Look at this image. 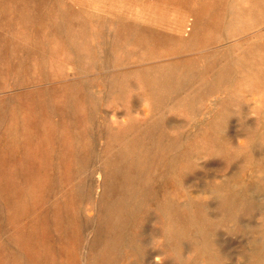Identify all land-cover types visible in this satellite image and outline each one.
Instances as JSON below:
<instances>
[{
	"label": "rangeland",
	"instance_id": "rangeland-1",
	"mask_svg": "<svg viewBox=\"0 0 264 264\" xmlns=\"http://www.w3.org/2000/svg\"><path fill=\"white\" fill-rule=\"evenodd\" d=\"M0 264H264V0H0Z\"/></svg>",
	"mask_w": 264,
	"mask_h": 264
},
{
	"label": "bare ground",
	"instance_id": "bare-ground-1",
	"mask_svg": "<svg viewBox=\"0 0 264 264\" xmlns=\"http://www.w3.org/2000/svg\"><path fill=\"white\" fill-rule=\"evenodd\" d=\"M162 6H163V5H162ZM92 12H93V11H92ZM110 13H111V12H110ZM64 32H65V31H64ZM197 37H198V36H197ZM98 52H99V51H98ZM151 56H152V55H151ZM98 58H99V56H98ZM124 59H125V58H124ZM154 60H155V59H154ZM80 63H81V62H80ZM205 63H206V62H205ZM203 65H205V64L203 63ZM248 65H249V64H248ZM206 66H207V65H206ZM213 66H214V65H213ZM249 66H250V65H249ZM96 67H97V66H96ZM175 67H176V66H175ZM177 67H178V66H177ZM165 68H166V67H165ZM165 68H164V70H165ZM172 68H173V67H172ZM185 68H186V67H185ZM81 69H82V68H81ZM202 69H203V68H202ZM206 69H207V68H206ZM208 69H209V68H208ZM252 69H253V68H252ZM82 70H83V69H82ZM150 70H151V69H150ZM167 70L169 71V69H167ZM203 70H204V69H203ZM210 70H211V69H210ZM220 70H221V69H220ZM250 70H251V69H250ZM90 71H91V70H90ZM165 71H166V70H165ZM208 71H209V70H208ZM211 71H214V69L211 70ZM222 71H223V70H222ZM222 71H221V72H222ZM253 71L255 72V70H253ZM169 72H170V71H169ZM188 72H189V70H188ZM188 72H187V73H188ZM191 72H192V71H191ZM200 72H201V71H200ZM209 72H210V71H209ZM175 73H176V72H175ZM187 73H186V75H187ZM189 73H190V72H189ZM210 73H211V72H210ZM165 74H166V73H165ZM170 74H171V73H170ZM192 74H193V73H192ZM168 75H169V73H168ZM171 75H172V74H171ZM188 75H189V74H188ZM194 75H195V74H194ZM197 75H198V74H197ZM45 76H46V75H45ZM183 76H184V75H183ZM213 76H214V75H213ZM219 76H220V75H219ZM149 77H150V76H149ZM168 77H169V76H168ZM170 77H171V76H170ZM198 77H199V76H198ZM194 78H195V77H194ZM205 78H206V77H205ZM117 79H118V78H117ZM163 79H164V78H163ZM164 80H165V79H164ZM166 80H167V79H166ZM166 80H165V81H166ZM189 80H190V79H189ZM191 80H192V79H191ZM193 80H195V79H193ZM193 80H192V81H193ZM216 80H218V79L216 78ZM48 81H49V80H48ZM162 81H163V80H162ZM162 81H161V82H162ZM165 81H164V83H165ZM169 81H171V80H169ZM177 81H178V80H177ZM181 81H182V80H181ZM192 81H191V82H192ZM151 82H152V81H151ZM183 82H184V80H183ZM203 82H205V81H203ZM173 83H174V82H173ZM175 83H176V82H175ZM178 83H179V82H178ZM186 83H188V82H186ZM198 83H199V82H198ZM207 83H209V81H206V85H207ZM222 83H223V82H222ZM160 84H161V83H160ZM165 84H167V83H165ZM180 84H181V83H180ZM183 84H184V83H183ZM188 84H189V83H188ZM188 84H185V85H188ZM190 84H193V83H190ZM200 84H201V82L199 83V85H200ZM204 84H205V83H204ZM168 85H169V84H168ZM206 85H205V88H206ZM163 86H164V85H163ZM163 86H162V87H163ZM169 86H170V85H169ZM174 86H175V85H174ZM176 86H177V85H176ZM207 86H209V85H207ZM159 87H160V86H159ZM179 87H180V85H179ZM188 87H189V86H188ZM197 87H198V86H197ZM201 87H202V85H201ZM201 87H199V89L196 88V89H197V92H198V90L201 89ZM222 87H223V86H222ZM157 88H158V85H157ZM160 88H161V87H160ZM165 88H167V86H166ZM177 88H178V87H177ZM181 88H182V85H181ZM191 88H192V87H191ZM216 88H217V86H216ZM169 89H170V88H169ZM196 89H195V90H196ZM159 90H160V89H159ZM176 90H177V89H176ZM178 90H179V88H178ZM192 90H193V89H192ZM192 90H191V91H192ZM195 90H194V91H195ZM216 90H217V89H216ZM176 92H177V91H176ZM186 92H187V91H186ZM186 92H184V93H186ZM188 92H189V91H188ZM195 92H196V91H195ZM213 92H214V91H213ZM165 93H166V92H165ZM167 93H168V92H167ZM189 93H190V92H189ZM193 93H194V92H193ZM199 93H200V92H199ZM209 93H210V92H209ZM180 94H181V93H180ZM187 95H188V93H187ZM190 95H191V96H189V97H192V94H190ZM195 95H196V94H195ZM198 95H199V94H198ZM198 95H197V96H198ZM215 96H216V95H215ZM92 97H93V96H92ZM181 97H182V96H181ZM184 98H185V97H184ZM193 98H195V97H193ZM196 98H197V97H196ZM211 98H212V97H211ZM208 99H209V98H208ZM88 100H89V99H88ZM180 100H181V99L179 98L178 101H180ZM191 100H193V99H191ZM197 100H198V99H197ZM209 100H210V99H209ZM100 101H102V100H100ZM178 101H176V103H177ZM188 101H189V100H188ZM193 101H194V100H193ZM210 101H211V100H210ZM215 101H216V100H215ZM183 102H184V100H183ZM189 102H190V101H189ZM196 102H197V101H196ZM196 102H195V103H196ZM216 102H217V101H216ZM216 102H215V103H216ZM174 103H175V102H174ZM176 103H175V104H176ZM195 103H194V104H195ZM212 103H213V102H212ZM215 103H214V104H215ZM210 106H211V105H210ZM187 107H188V106H187ZM213 107H215V106H213ZM209 108H210V107H209ZM214 109H215V108H214ZM216 109H217V108H216ZM216 109H215V110H216ZM207 110H208V109H207ZM220 111H221V110H220ZM220 111H219V113H220ZM209 112H210V111H209ZM205 113H206V111L204 112V114H205ZM216 113H217V112H216ZM210 114H211V113H210ZM221 114H222V112H221ZM221 114H220V115H221ZM220 115H219V116H220ZM208 116H209V115H208ZM222 116H223V115H222ZM210 117H211V116H210ZM213 117H214V115H213ZM217 117H218V116H217ZM217 117H215V120H216ZM223 117H224V116H223ZM88 118H89V117H88ZM207 119H208V118H207ZM217 119H218V118H217ZM221 119H222V118H221ZM221 119H220V121H221ZM211 121H213V126H214V124H215V123H214V120H211ZM220 121H218V122H220ZM209 122H210V121H209ZM221 122H222V121H221ZM209 124H210V123H209ZM223 124H224V123H223ZM147 126H149V124H148ZM104 127H105V126H104ZM151 127H152V125H151ZM152 128H153V127H152ZM155 128H156V127H155ZM155 128H154V129H155ZM212 128H213V127H212ZM223 128H224V126H223ZM147 129H148V128H147ZM208 130H210V129H208ZM147 131H148V130H147ZM220 131H221V130H220ZM220 131H219V132H220ZM220 133H221V132H220ZM215 134H216V133H215ZM218 134H219V133H218ZM218 134H217V135H218ZM220 136H221V135H220ZM213 137H214V136H213ZM217 137H218V136H217ZM217 137H216V138H217ZM214 138H215V137H214ZM216 138H215V139H216ZM219 138H220V137H219ZM217 139H218V138H217ZM155 140H156V139H155ZM155 140H154V141H155ZM219 140H220V139H219ZM163 141H164V140H163ZM157 142H158V141H157ZM174 142H175V141H174ZM220 142H221V141H220ZM222 142H223V141H222ZM222 142H221V143H222ZM155 143H156V142H155ZM159 143L161 144V142H159ZM175 143H176V142H175ZM153 145H154V144H153ZM167 145H168V144H167ZM175 145H176V144H175ZM217 145H218V144H217ZM160 146H161V145H160ZM218 146H220V145H218ZM158 147H159V146H158ZM168 147H171V145L168 146ZM156 149H157V148H156ZM156 149H155V150H156ZM163 149H164V148H163ZM168 149H169V148H168ZM168 149H166V150H168ZM170 149H171V148H170ZM164 150H165V149H164ZM166 150H165V151H166ZM171 150H172V149H171ZM173 150H174V149H173ZM175 150H176V149H175ZM157 151H159V149H157ZM160 151H161V150H160ZM168 151H169V150H168ZM141 152H142V151H141ZM161 152H162V151H161ZM189 152H190V151H189ZM142 153H144V152H142ZM145 153H146V152H145ZM147 153H149V152H147ZM158 153H160V152H158ZM150 154H151V153H150ZM153 154H155V153H153ZM179 154H180V153H179ZM177 155H178V154H177ZM148 156H149V154H148ZM167 156H168V155H167ZM176 157H177V156H176ZM183 157L185 158L186 156H183ZM242 157H243V156H242ZM181 158H182V157H181ZM186 159H187V158H186ZM182 160H183V159H182ZM187 160H188V159H187ZM187 160H185V161H187ZM109 161H110V160H109ZM188 161H189V160H188ZM180 162H181V161H180ZM113 163H114V162H113ZM171 173H172V172H171ZM122 179H123V178H122ZM224 179H225V178H224ZM227 179H228V177H227ZM231 179H232V178H231ZM231 179H229V180H231ZM120 180H121V179H120ZM96 181H97V180H96ZM231 181H232V180H231ZM226 182L228 183V181H226ZM210 183H211V182H210ZM233 183H234V182H233ZM208 184H209V183H208ZM212 184H213V183H212ZM230 184H231V183H230ZM166 185H167V184H166ZM220 185H221V184H220ZM223 185H224V184H223ZM223 185H222V186H223ZM228 185H229V183H228ZM222 186H220V187H222ZM225 186H226V185H225ZM230 186H231V185H230ZM218 187H219V186H218ZM220 187H219V188H220ZM226 187H227V186H226ZM230 188L232 189V187H230ZM222 189H223V187H222ZM63 190H64V189H63ZM217 190L219 191L220 189H217ZM222 191H223V190H222ZM231 191H233V190H231ZM231 191H229V192H231ZM233 192H234V191H233ZM218 193H219V192H218ZM203 204H204V203H203ZM224 204H225V203H224ZM204 207H205V206H204ZM160 208H161V207H160ZM134 213H135V212H134ZM200 214H201V213H200ZM233 216H234V215H233ZM230 218H231V217H230ZM173 220H174V219H173ZM175 220H176V219H175ZM179 220H180V219H179ZM198 223H199V222H198ZM213 223H214V222H213ZM204 224H205V223H204ZM205 226H206V225H205ZM168 230H169V229H168ZM108 231H109V230H108ZM186 232H187V231H186ZM174 241H175V240H174ZM165 245H166V244H165ZM178 246H179V245H178ZM259 247H260V245H258V244H256V243H254V244L251 246V248H250V250H249V251H250L249 253H250L251 257H255V255H256V254L259 252V250H260ZM210 256H211V255H210ZM180 258H181V257H180ZM198 258H199V257H198ZM210 258H212V257H210Z\"/></svg>",
	"mask_w": 264,
	"mask_h": 264
}]
</instances>
